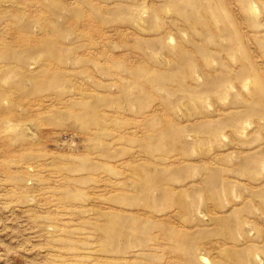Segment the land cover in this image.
Here are the masks:
<instances>
[{
  "label": "rangeland",
  "instance_id": "obj_1",
  "mask_svg": "<svg viewBox=\"0 0 264 264\" xmlns=\"http://www.w3.org/2000/svg\"><path fill=\"white\" fill-rule=\"evenodd\" d=\"M0 264H264V0H0Z\"/></svg>",
  "mask_w": 264,
  "mask_h": 264
}]
</instances>
